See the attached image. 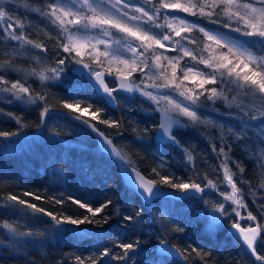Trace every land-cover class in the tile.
Segmentation results:
<instances>
[{"label":"snow or ice","instance_id":"obj_1","mask_svg":"<svg viewBox=\"0 0 264 264\" xmlns=\"http://www.w3.org/2000/svg\"><path fill=\"white\" fill-rule=\"evenodd\" d=\"M26 9L38 13L41 17L58 30L56 37L45 33L49 39H56L59 48L67 54L66 57L57 61L53 68H42L39 71L31 68L27 75L37 77L41 82L59 80L64 73L66 60L71 59L75 64L82 65L87 72L89 81L98 92L104 94L108 102L116 101L115 93L139 92L141 96L151 101L160 114V123L157 126L158 135L161 139L167 138L173 144H179L176 135L173 134V126L180 128L199 127L214 128L218 132L217 139L221 144H227L219 148V154L223 157L219 165L223 177L217 182L209 179L202 184L194 179L183 180L174 174H161L156 168L152 172L159 179H147L133 165L132 160L122 150L118 149L112 139L104 132L99 131L96 124L91 120L110 127H120L117 120L103 119V109L95 108L91 112V120L85 118L92 104H87L83 109V101H63L62 107L68 110V115L73 112L79 113L74 119L91 127L102 138L104 144L111 150L121 162L125 164V171L129 167V173L135 174L134 184L146 194V199L160 195L158 185H164L175 190L177 198H192L196 194L205 193V189L219 192L225 203L231 208L240 220L255 222L248 227H242L239 220L233 221L231 227L236 230L238 238L243 245L255 256L256 260L264 264V255H261L258 246L264 249V223L258 221V215L248 209L245 193L237 183L238 174L244 173L243 166L235 163L238 173L231 167L232 145L228 143L230 137L233 142L252 140L249 130L255 132V141L264 145V0H52L44 8L32 7L24 4ZM184 14V15H181ZM191 17L193 19H189ZM207 20L210 25H220L223 29L232 33L240 34L246 39H230L219 28L207 27L203 21ZM29 25L11 14V5L0 3V30L4 38L0 43L17 42L20 49L31 46L36 49L46 50L43 41H36L29 37L25 29ZM95 32L96 34H92ZM202 36L197 38L194 33ZM169 51L176 55H168ZM15 48L13 55H15ZM89 62H85V59ZM187 58V59H186ZM39 62V58H36ZM182 61L184 62L182 64ZM15 66L12 59L0 62V93L10 95L11 99L27 104L45 102V107L40 112L41 121L50 112L46 103V95L34 92L26 80H9L8 72H23ZM140 78L137 81L136 75ZM108 77L116 87H110ZM151 81V83H148ZM165 90V91H162ZM170 93V94H169ZM222 102L228 109H234L237 120L235 126L225 128L224 124L203 116L204 102ZM12 116V113H8ZM181 117L186 118L187 123L181 122ZM18 124L20 117H15ZM253 122H258L254 124ZM15 132L0 131V137H10ZM250 145L245 144V148ZM216 151V145H212ZM189 163L194 162V157L188 148L184 149ZM259 156H264L261 150ZM260 167L264 169V162ZM241 183H248L242 181ZM227 186L226 191L220 190V185ZM264 189V178L259 184ZM249 194L255 197L251 189ZM24 195L32 196L27 192ZM199 198H202L199 197ZM36 200L42 199L37 195ZM56 204H63V200L52 198ZM80 209L85 210L82 216L56 214L30 203L16 195L7 196L6 200L11 207L24 206L32 213H40L50 218L57 232L78 231L79 226L84 224L107 223L109 216L104 215L96 219L97 214L103 213L112 204L111 200L93 207L91 203L80 199L68 197ZM207 203V201H205ZM225 203H217L213 206L214 215L208 225L214 230L223 217H228ZM259 215L264 217V205H260ZM241 209L246 210V216L241 215ZM119 210L117 209V213ZM218 213L219 215H215ZM140 212L124 217L127 221L138 220ZM71 226V227H69ZM3 227L15 237L32 236L31 231L18 232L16 226L8 221H3ZM175 231L183 229L177 227ZM160 252L170 256L181 255L185 260L189 257L178 248L173 250L165 241L160 242ZM123 250V255L113 257L116 260L127 261L133 257L138 247L136 243H121L118 245ZM187 250H185L186 252ZM196 256L204 264L208 253H201L193 249ZM110 250L105 248L100 257H107ZM76 264H98L97 259L92 257H75Z\"/></svg>","mask_w":264,"mask_h":264},{"label":"trees","instance_id":"obj_2","mask_svg":"<svg viewBox=\"0 0 264 264\" xmlns=\"http://www.w3.org/2000/svg\"><path fill=\"white\" fill-rule=\"evenodd\" d=\"M51 2L52 0H0L2 4L11 5L13 16H18L29 25L25 31L31 39L43 41L46 45V50H43L31 46L20 49L14 41L0 43V62L12 59L16 67L23 69L24 71L20 72L22 76L17 79L26 80L34 92L46 95V103L50 109L41 121L40 112L45 107V102L41 101L35 105L12 102L9 105L12 118H0V131L16 133L14 136L0 137V207L7 209L0 211V224L8 221L14 226L17 225V231H31V237L34 239L26 242L17 252H13L14 249L2 251L0 264H76V256L92 257L98 260V264H204L193 249L202 254H210L205 257L207 264H262L245 249L237 237L229 235L224 228L218 229L215 234L206 230L203 218L196 211L203 206L204 196L182 200L156 198L143 202L123 183L115 162L99 150L93 135L68 115V110L62 107V102L83 101L81 109L87 104H92L93 109H90L85 117L89 120L91 112L95 108H101V118L119 121L120 127L116 128L99 123L98 120H91L127 154L133 165L150 179H159L152 172V169L156 168L161 174H174L186 181L194 179L202 186L207 182L204 179L205 174L209 179L219 182L223 177L219 167L223 157L219 154V148L224 146L227 151V144L222 145L216 138V129H206L203 125L176 128L173 134L179 144L162 143L155 137L159 123L158 113H145L154 108L149 101L133 94L125 96L124 100L116 98V106L111 107L93 89L87 75L72 70L71 59L66 60L62 66L64 73L55 83H39L40 85L36 86V77L26 75L31 68L39 71L42 68L56 67L57 61L67 56L59 48L56 39H49L45 34L50 33L52 37H56L58 30L46 18L24 7V4H29L32 7L44 8ZM205 21L203 24L207 23V20ZM195 35L202 36L198 32ZM3 38V31L0 30V40ZM85 62H89L87 58ZM13 74L16 75L15 72L6 73V78L15 80L16 78L10 76ZM135 75L139 81L140 74ZM223 109L226 108L222 102L218 101L214 105L212 102H204L201 114L224 124L225 128L237 124L234 115L233 119L228 121L222 118L230 113H224ZM15 117L21 118L23 126L16 122ZM180 119L187 123L186 118ZM17 140L22 142V147L13 151L3 148V144ZM213 143L216 145V151H213ZM228 143L232 145V151L229 153L232 170L238 173L236 162L245 170L242 175L238 174L237 183L247 198L250 189L255 193L260 191L259 184L264 178V169L260 165L264 162V156H259L260 152L254 149L250 140L237 143L229 137ZM245 144L250 147L246 149ZM185 148L191 151L193 163H189L179 150L184 151ZM242 181L248 183H241ZM27 192L33 195H24ZM9 195L19 196L47 211L74 217L82 216L85 210L80 209L68 197L91 203L93 207L111 200L112 204L96 216V219H101L107 215L110 219L107 223L81 225L78 231L53 232L50 228L37 227L33 220H28L29 215L9 211L6 200ZM37 195L42 199L36 200ZM52 198L63 200L64 203L56 204ZM20 207L22 211L29 210L24 206ZM249 209L252 210L250 206ZM258 210L259 212L254 214L258 215V221L264 223V219L259 215L261 209ZM136 212L141 213L138 220L124 219L128 215L134 216ZM236 220L235 216L226 218L225 227ZM238 220L241 224L248 225L245 220ZM177 227L183 230L175 231ZM161 241L175 246L189 258H183V261L176 256L158 253L156 247ZM136 242L138 247L135 254L130 253L133 258L127 261L113 258L123 255L119 244ZM105 248L110 250L109 256L100 257ZM257 251L264 255V249L261 247L258 246Z\"/></svg>","mask_w":264,"mask_h":264},{"label":"rangeland","instance_id":"obj_3","mask_svg":"<svg viewBox=\"0 0 264 264\" xmlns=\"http://www.w3.org/2000/svg\"><path fill=\"white\" fill-rule=\"evenodd\" d=\"M73 2H74V0H73ZM138 2H140L142 4V0H138ZM181 15H184V14H181ZM188 18L189 19H193L191 17H188ZM204 25L207 26V27H211V28H219V30L221 32H224L226 34L227 38H230V39H246V38L240 37V34H238V33H232V32H229V30H227V29H223L220 25H210L208 23V21ZM92 34H96V33L93 32ZM193 35H195V33ZM196 37L200 38V36L199 37L196 36ZM167 54L170 55V56L176 55V53L172 52V51H169ZM183 63L184 62L182 61V64ZM77 66H78V64H75L72 61V70L74 72H78ZM83 72L86 73L87 69L83 70ZM15 74L16 75L13 74V75H10V76H12V78H16V79L18 78V76H22L20 73H16L15 72ZM30 77H33V76H30ZM36 79L38 80V83H35L36 86L40 85L41 83L50 84V83H55L56 82V80H49V81L41 82L37 77H36ZM88 79H89V77H88ZM107 79L109 81L110 87H116V84L112 82V80H113L112 77H108ZM148 83H151V82L149 81ZM162 91H165V90H162ZM133 94H138L140 97H142L146 101H149L147 98L141 96L139 92L127 93V92L118 91L117 93H115V96H116V98L124 100L125 96L133 95ZM10 99H11L10 95L0 93V118H12V116L8 115V113H10L9 105H11L12 102H19L20 104H26L24 102L15 101V100H12L11 102H9ZM149 103H150V105H152L155 108V105L151 101H149ZM224 107L226 108V109H223L224 113H228V111H230V113H233L234 109H228L225 105H224ZM147 112L150 114V113H153V112H156V111L147 110L145 113L147 114ZM157 113L159 115V112H157ZM222 118H225L226 121H228L230 118L233 119V116L229 115V113H228V114L223 115ZM253 123L256 124L258 122H253ZM233 125L235 126L236 124H233ZM249 137H252V140H250V141H251V143H253L254 149H256V150L258 149L257 151H259V152H261V150H264V145H260L258 142H254L255 141V132H254V130H252V129L249 130ZM22 145H23L22 142L17 140V141H13V142L11 141L9 143H5V145L3 144V148H6L8 151H13L14 149H18V148L22 147ZM179 150H180L181 153L184 154V157L186 159L185 152L182 149H179ZM220 190L221 191H226V190H229V189H227L226 185L221 184L220 185ZM201 195H202V197L204 196L203 206L200 209L196 210V211H198L199 215L203 218L204 227L206 228V230L211 232L212 234H215L218 229L224 228V230H226L227 233H229V235L231 234L232 236L237 237L235 232L232 230V227H231L232 223H230L228 227H225L224 221L226 220V218L231 219L232 216H235L237 218V220L239 219V217H237L235 215V213H233L231 211V208L228 206V203H225L223 197H221L219 195V192H217L216 190H212V189H205V193L200 194V196ZM245 200L248 203V209H249V206H250L252 208V211L254 210L253 213H255V212L258 213L259 212L258 209H260L259 206L260 205H264V189H260L259 192L255 193V197H253L252 195L249 194L247 196V198L245 197ZM205 201H207V203H205ZM215 203H225V207H226V210L229 212V216L228 217H223L221 219V222L216 226V228L214 230H210L208 225L211 222V217L214 215L213 206H214ZM182 206H184V205H182ZM0 209H1L0 211H7L6 207H0ZM8 210L9 211H13V212H20L22 214L29 215V219L28 220H33L34 223L37 224V227L41 226V227H45L46 229L50 228L51 230H53V232L54 231L57 232L54 229L50 218L45 216V215H43V214L32 213L30 210L22 211V208L20 206H18V205H16L15 208H13V207H11L9 205ZM249 210H251V209H249ZM240 211H241V215L246 216V210L241 209ZM215 215H219V214L215 213ZM261 218H262V220L264 219V217H261ZM245 222H247L248 225L241 224L242 227H248L249 224H254L255 223V222H250V221H247V220H245ZM18 232H20V231H18ZM52 238L53 237L51 236V239ZM33 240L34 239H32L31 236L30 237H28V236L15 237V236H13L12 233H10L7 229H5L3 227V224H0V253L2 251H12L13 249H14L13 252H17V250L19 251L20 250L19 248L21 246H23L26 242L33 241ZM38 241H39V239H38Z\"/></svg>","mask_w":264,"mask_h":264},{"label":"water","instance_id":"obj_4","mask_svg":"<svg viewBox=\"0 0 264 264\" xmlns=\"http://www.w3.org/2000/svg\"><path fill=\"white\" fill-rule=\"evenodd\" d=\"M77 70L78 71H83L84 69L82 68V65H78L77 66ZM91 85H92V83H91ZM110 86V85H109ZM92 87H93V89L99 94V95H101L105 100H106V102L111 106V107H115L116 106V101L114 102V103H110V102H108V100H107V98L104 96V94L102 93V91L101 92H98L97 90H96V88L92 85ZM74 117H75V115H71V118L73 119V120H75V121H77L78 123H80L84 128H86L92 135H93V137H94V139H95V141H96V143H97V146H98V148H99V150L100 151H102L103 153H105L106 155H108L114 162H115V165H116V167H117V170H118V172H119V174H120V176H121V179H122V181H123V183L126 185V186H128V187H130L134 192H135V194L143 201V202H150V201H152V200H154V199H156V198H172V199H175V200H182V199H184V198H177L178 197V194H176L175 193V190H173V189H170V188H168V187H164V186H161V185H158V187H159V189H160V195L159 196H155V197H152L150 200H148V199H146L145 197H146V194L143 192V190H141L140 188H139V185L138 184H134V181H135V174L134 173H132L131 174V178H130V175H129V173H130V171H131V168L129 167V169H128V171H125V164L123 163V162H121L114 154H112V152H111V150L104 144V142H103V140H102V138L97 134V132H94L93 130H92V128L91 127H88L87 125H85V124H83L81 121H78V120H76V119H74ZM92 122V121H91ZM182 122V121H181ZM93 123V122H92ZM159 123H160V114H159ZM159 123H158V125H159ZM183 123V122H182ZM157 125V126H158ZM176 128H180L179 126H176V125H174L173 126V130L174 129H176ZM99 131H101V130H99ZM155 137H156V139H157V141H159V142H162V143H166V142H170V141H168L167 140V138H165V139H161L160 138V136L158 135V128L156 127V130H155ZM113 141V140H112ZM171 143V142H170ZM113 144L115 145V143L113 142ZM116 146V145H115ZM117 147V146H116ZM118 148V147H117ZM119 149V148H118ZM139 170V169H138ZM140 171V170H139ZM141 172V171H140ZM141 174L142 175H144L142 172H141ZM145 176V175H144ZM147 179H150V178H148L147 176H145ZM200 194H196L195 196H199ZM234 232H235V234L237 235V233H236V230H234V229H232ZM237 238H238V235H237ZM239 239V238H238ZM240 240V239H239ZM241 241V243L243 244V242H242V240H240ZM166 244L169 246V247H172L173 248V250H175V249H177L175 246H173V245H171V244H169V243H167L166 242ZM244 246V245H243ZM161 247H163V245H161V243H159L158 245H157V247H156V251L158 252V253H161L160 252V249H161ZM245 247V249H247L246 248V246H244ZM248 250V249H247ZM249 251V250H248ZM162 254V253H161ZM164 255H167V254H164ZM170 256V255H169ZM174 256H176L177 258H179L180 260H183V257L181 256V255H174Z\"/></svg>","mask_w":264,"mask_h":264},{"label":"bare ground","instance_id":"obj_5","mask_svg":"<svg viewBox=\"0 0 264 264\" xmlns=\"http://www.w3.org/2000/svg\"><path fill=\"white\" fill-rule=\"evenodd\" d=\"M55 176V175H54ZM32 179V178H31ZM30 180V179H29ZM27 182H29V181H27ZM31 182H32V180H31ZM9 183V182H8ZM30 183V182H29ZM44 183V182H43ZM6 184V183H5ZM42 184V183H41ZM47 184V183H46ZM35 185V184H34ZM45 185V184H44ZM13 186V185H12ZM37 186V185H36ZM39 187V186H38ZM44 187V186H43ZM77 190V189H76ZM74 193V192H73ZM91 197V196H90ZM8 216V215H7ZM7 218V217H6ZM15 218V217H14ZM29 222V221H28ZM31 224H32V222H31ZM17 226V225H16ZM33 226V225H32ZM25 227V226H24ZM26 228V227H25ZM37 231V230H36ZM5 252V251H4ZM184 261V260H183Z\"/></svg>","mask_w":264,"mask_h":264},{"label":"flooded vegetation","instance_id":"obj_6","mask_svg":"<svg viewBox=\"0 0 264 264\" xmlns=\"http://www.w3.org/2000/svg\"><path fill=\"white\" fill-rule=\"evenodd\" d=\"M174 131V130H173Z\"/></svg>","mask_w":264,"mask_h":264}]
</instances>
